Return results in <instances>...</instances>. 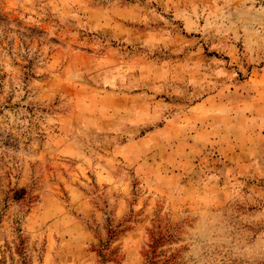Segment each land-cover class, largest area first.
<instances>
[{"label": "rangeland", "instance_id": "374dc122", "mask_svg": "<svg viewBox=\"0 0 264 264\" xmlns=\"http://www.w3.org/2000/svg\"><path fill=\"white\" fill-rule=\"evenodd\" d=\"M0 264H264V0H0Z\"/></svg>", "mask_w": 264, "mask_h": 264}]
</instances>
